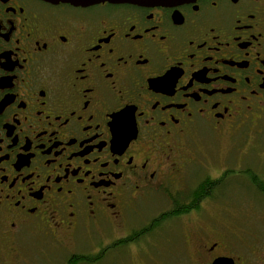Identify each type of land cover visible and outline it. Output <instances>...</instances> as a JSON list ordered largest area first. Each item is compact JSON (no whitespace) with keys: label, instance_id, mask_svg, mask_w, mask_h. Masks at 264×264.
<instances>
[{"label":"flooded vegetation","instance_id":"obj_1","mask_svg":"<svg viewBox=\"0 0 264 264\" xmlns=\"http://www.w3.org/2000/svg\"><path fill=\"white\" fill-rule=\"evenodd\" d=\"M225 136L264 143V0H0V264H264L205 209L264 204V152L201 159Z\"/></svg>","mask_w":264,"mask_h":264},{"label":"rangeland","instance_id":"obj_2","mask_svg":"<svg viewBox=\"0 0 264 264\" xmlns=\"http://www.w3.org/2000/svg\"><path fill=\"white\" fill-rule=\"evenodd\" d=\"M211 140L219 143L218 147L215 151L204 150L202 152L204 155L201 156V159L209 158L211 160L213 164V166H211V172L215 175L218 173L216 170L227 162L238 165L241 161L246 164L257 166L259 162V154L264 152V143H262V145L255 144L256 149L251 151V153H248V155L244 152L229 150V141H227L226 136L224 139H221V142H217L220 141V139L215 140L214 138H211ZM263 140L264 138L261 141ZM242 186L245 187L247 192H242L240 190V187ZM221 190L226 196L229 195L232 197V200L229 199V201L234 203L205 204L207 207L205 209H207L212 216L217 215L214 217V220L218 222V225L223 228H225L226 225V227H229L228 234L231 236L234 234H245V239L250 246H257L259 248H256L258 251L264 252V204L258 203L261 201L258 200L259 195L256 192H253L252 186L241 175L229 177L227 182L222 185ZM248 199H252L255 203L238 204L243 203ZM162 205L163 204H148V206L153 207L154 211H157ZM204 215L206 217L205 213ZM183 223L185 224L187 221L182 220L181 224ZM86 243L87 241L83 240V238L75 241V249H78V251L86 249V247H88ZM54 251L56 264H66L69 255L67 248L59 246L55 248ZM43 258L44 257H42V259Z\"/></svg>","mask_w":264,"mask_h":264},{"label":"water","instance_id":"obj_3","mask_svg":"<svg viewBox=\"0 0 264 264\" xmlns=\"http://www.w3.org/2000/svg\"><path fill=\"white\" fill-rule=\"evenodd\" d=\"M53 3L65 2L77 6H87L101 2L111 3H131L139 5H174L180 4L188 0H46Z\"/></svg>","mask_w":264,"mask_h":264},{"label":"trees","instance_id":"obj_4","mask_svg":"<svg viewBox=\"0 0 264 264\" xmlns=\"http://www.w3.org/2000/svg\"><path fill=\"white\" fill-rule=\"evenodd\" d=\"M203 190L200 189V192H202Z\"/></svg>","mask_w":264,"mask_h":264}]
</instances>
